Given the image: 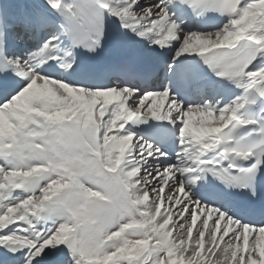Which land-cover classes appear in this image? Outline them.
I'll use <instances>...</instances> for the list:
<instances>
[{"label": "snow or ice", "instance_id": "1", "mask_svg": "<svg viewBox=\"0 0 264 264\" xmlns=\"http://www.w3.org/2000/svg\"><path fill=\"white\" fill-rule=\"evenodd\" d=\"M0 264H264V0H0Z\"/></svg>", "mask_w": 264, "mask_h": 264}, {"label": "bare ground", "instance_id": "2", "mask_svg": "<svg viewBox=\"0 0 264 264\" xmlns=\"http://www.w3.org/2000/svg\"><path fill=\"white\" fill-rule=\"evenodd\" d=\"M194 119H196V118L194 117Z\"/></svg>", "mask_w": 264, "mask_h": 264}]
</instances>
